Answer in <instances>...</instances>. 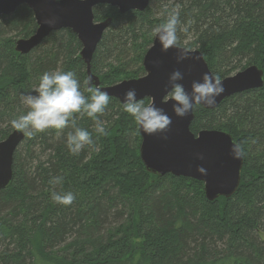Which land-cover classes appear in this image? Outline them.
<instances>
[{
	"label": "trees",
	"instance_id": "obj_1",
	"mask_svg": "<svg viewBox=\"0 0 264 264\" xmlns=\"http://www.w3.org/2000/svg\"><path fill=\"white\" fill-rule=\"evenodd\" d=\"M98 8L95 20L104 15ZM172 8L179 12L181 45L199 48L214 75L250 64L264 73V0H154L143 13L115 12L91 59L92 71L110 59L105 71L93 72L100 84L143 73L136 65L151 28ZM35 27L26 5L0 18V140L26 112L22 95H36L32 89L45 72H74L90 96L81 44L70 29L50 32L27 54L15 52V38ZM122 108L109 96L98 116L107 135L94 131L92 119L76 116L93 140L78 155L66 146L71 127L20 142L12 180L0 190V264H264V84L225 97L215 108H193V133L224 130L245 152L237 190L212 201L201 181L145 169L138 126ZM53 177H63L62 183L53 187ZM53 191L71 192L75 200L56 204Z\"/></svg>",
	"mask_w": 264,
	"mask_h": 264
},
{
	"label": "water",
	"instance_id": "obj_2",
	"mask_svg": "<svg viewBox=\"0 0 264 264\" xmlns=\"http://www.w3.org/2000/svg\"><path fill=\"white\" fill-rule=\"evenodd\" d=\"M150 0H0V15H9L20 5H26L32 11L36 23L35 31L28 37L15 40L16 52L26 54L38 46L52 31L70 29L78 38L81 49L79 56L86 65L85 79L91 77L93 86L106 92L108 96L124 103V93L134 88L138 100L148 97L149 103L162 108L172 119L167 133L147 135L138 128L140 134L139 157L145 169L159 176L170 173L174 176L192 178L203 183V192L207 200L219 196L229 197L238 188L243 165L242 159H234L231 146L236 143L232 136L221 129L205 128L193 133L190 124L194 117L192 111L184 118L173 112V101L163 102L171 85L169 76L174 70H180L187 92H191L193 81H202L204 73L214 75L209 69L200 50L194 49V55L200 59H186L177 63V49L161 50V44L154 36L152 43L143 57L145 73L135 78H125L110 85L100 84L99 77L91 71V59L103 33L111 24L112 17L96 21L93 8L99 4L116 7L118 12L144 10ZM53 20L54 23H45ZM224 92L215 98V104L202 107L212 109L232 94L259 88L264 84L263 70L256 64H250L234 73L221 78ZM148 103V104H149ZM164 135L167 139L162 138ZM25 136L13 129L9 135L0 140V190L12 180L13 154ZM202 157V158H201ZM203 167L206 174L197 171Z\"/></svg>",
	"mask_w": 264,
	"mask_h": 264
},
{
	"label": "clouds",
	"instance_id": "obj_3",
	"mask_svg": "<svg viewBox=\"0 0 264 264\" xmlns=\"http://www.w3.org/2000/svg\"><path fill=\"white\" fill-rule=\"evenodd\" d=\"M164 17V22L158 24L152 33L158 38L161 50L166 52L170 48L177 49L175 57L177 63L189 58L200 59L199 56L194 55V49L181 45L178 39L177 26L180 23L178 10L165 9ZM45 23L52 24L54 21L46 20ZM182 79V72L178 69L174 70L168 80L171 88L163 98V102H174L173 112L180 118L189 115L195 105H214L215 98L224 92L223 83L218 75L204 73L202 81L192 82L190 93L185 90L183 84L177 83ZM88 85L87 91L90 96H86L81 91L80 82L72 71L56 70L43 73L38 86L32 89L36 95H32L31 92L22 95L26 112L13 119L11 126L28 139L34 138L39 133L50 130L60 132L71 127L73 130L67 133L66 146L72 155H78L85 146L93 145V140L89 131L77 126V115L92 119L95 121L94 131L98 135H107L105 126L98 120V116L103 115L109 104V96L92 85L91 77L88 79ZM122 110L129 114L134 124L147 135L163 134L170 130L172 119L154 103L145 104L143 100H138L134 88L124 93ZM162 138L167 139V136L164 135ZM231 154L234 159H242L245 154L242 144L233 143ZM197 171L206 174L203 167H198ZM62 181L63 177H53L49 184L55 187ZM51 200L56 204L69 206L74 202L75 195L71 192L60 194L53 191Z\"/></svg>",
	"mask_w": 264,
	"mask_h": 264
},
{
	"label": "flooded vegetation",
	"instance_id": "obj_4",
	"mask_svg": "<svg viewBox=\"0 0 264 264\" xmlns=\"http://www.w3.org/2000/svg\"><path fill=\"white\" fill-rule=\"evenodd\" d=\"M153 2H154V0H150L149 3H148V5H147V7H146L144 10H136V9H134V10H130V11H127V12H125V13H121V14L118 12V10H117L116 7H113V6L108 5V4H99V5L95 6L94 8H96V7H100V6H105V7L109 6L110 8H113V9L117 12V14H119V15H126V14H129V13H132V12L143 13L144 11H146L148 8H150V7L152 6ZM94 8H93V9H94ZM101 12H103V11H101ZM103 13H104V12H103ZM3 16H6V15H0V18H2ZM107 17H109V16H105L104 18H102V19H100V20H103V19H105V18H107ZM110 17H111V16H110ZM94 19H95V18H94ZM100 20H96V21H100ZM112 22H113V17H112V21H111V23H112ZM156 26H157V25H156ZM156 26H155V27H156ZM155 27H152V28H151V31H152L151 34L153 33V29H154ZM35 28H36V27H35ZM35 28H34L33 32L35 31ZM33 32H32V33H33ZM32 33H31V34H32ZM31 34H30V35H31ZM28 36H29V35H28ZM28 36H27V37H28ZM19 38H20V37H19ZM153 38H154V36H153V34H152L150 44L146 47V49H145V51H144V53H143V55H142V57H141V61L139 62L138 65H136V66L139 68V72H143V73H141L139 76H142V75L145 73V69H144V66H143V57H144L146 51L148 50V48L150 47ZM14 43H15V41H14ZM31 50H32V49H31ZM29 52H30V51H29ZM29 52H28V53H29ZM19 54H21V53H19ZM26 54H27V53H26ZM109 61H110V59L105 60V62H103V66H104L103 69H101V70L95 69L94 71H92V67H91V71H92V72H103V71H105V70H106V67L108 66ZM130 64H131V63H130ZM130 64H129V63L125 64V68H124V70H126V68H127V69H130ZM84 72H86V65H85ZM139 76H137V77H139ZM142 99H147V100H148V102H147L146 104H148L149 101H150V99H149L148 97H144V98H142ZM142 99H140V100H142ZM10 131H11V130H10Z\"/></svg>",
	"mask_w": 264,
	"mask_h": 264
},
{
	"label": "rangeland",
	"instance_id": "obj_5",
	"mask_svg": "<svg viewBox=\"0 0 264 264\" xmlns=\"http://www.w3.org/2000/svg\"><path fill=\"white\" fill-rule=\"evenodd\" d=\"M99 11H103V12H105V8H103L102 6H100L99 8ZM115 10H111V11H109V12H107V13H105L101 18H104L105 16H111V17H113L114 15H116L115 14ZM100 18V19H101ZM19 37H22V36H18V37H16L15 38V40L16 39H18ZM184 42H186V41H184ZM184 46V45H183ZM186 47V46H185ZM190 49H198V50H200L199 48H197V47H195V48H190ZM204 57V56H203ZM205 59V58H204ZM206 61V60H205ZM206 63H207V61H206ZM208 65V64H207ZM209 67V66H208ZM210 69V68H209ZM232 74V73H231ZM230 75V74H229ZM227 76V75H226ZM225 77V76H224ZM130 78H135V77H130ZM123 79H125V78H123ZM122 80V79H121ZM120 81V80H119ZM118 82V81H117ZM260 237L261 238H264V233H260Z\"/></svg>",
	"mask_w": 264,
	"mask_h": 264
},
{
	"label": "bare ground",
	"instance_id": "obj_6",
	"mask_svg": "<svg viewBox=\"0 0 264 264\" xmlns=\"http://www.w3.org/2000/svg\"><path fill=\"white\" fill-rule=\"evenodd\" d=\"M176 8H177V7H176ZM159 11H160V10H159ZM104 14H105V13H104ZM102 16H103V15H102ZM126 36H127V35H126ZM134 43H135V42H134ZM15 52H16V51H15ZM12 130H13V129H12ZM12 130H11V131H12ZM11 131H10V132H11ZM10 132H8L7 135H6L3 139H5V138L9 135ZM1 140H2V139H1ZM12 174H13V173H12ZM10 182H11V181H10ZM10 182H9V183H10ZM8 185H9V184H8ZM116 240H117V239H116ZM117 241H118V240H117Z\"/></svg>",
	"mask_w": 264,
	"mask_h": 264
}]
</instances>
